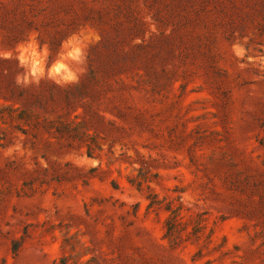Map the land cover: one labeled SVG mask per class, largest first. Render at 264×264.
Returning a JSON list of instances; mask_svg holds the SVG:
<instances>
[{"label":"rangeland","instance_id":"obj_1","mask_svg":"<svg viewBox=\"0 0 264 264\" xmlns=\"http://www.w3.org/2000/svg\"><path fill=\"white\" fill-rule=\"evenodd\" d=\"M85 29L77 85L0 59V264H264V0H0V49Z\"/></svg>","mask_w":264,"mask_h":264},{"label":"clouds","instance_id":"obj_2","mask_svg":"<svg viewBox=\"0 0 264 264\" xmlns=\"http://www.w3.org/2000/svg\"><path fill=\"white\" fill-rule=\"evenodd\" d=\"M87 32V42L80 37ZM99 41V36L91 29L81 30L61 43L57 59L49 63L50 51L47 45H41L39 33L30 32L27 40L18 43L13 50L0 49V59L17 61L21 72L15 77V84L20 88L39 86L43 80H49L55 85L64 88L80 83L87 72L88 48ZM21 144L16 143L3 152L5 158H14L22 155ZM81 166L87 161H77ZM87 257H85V260Z\"/></svg>","mask_w":264,"mask_h":264},{"label":"trees","instance_id":"obj_3","mask_svg":"<svg viewBox=\"0 0 264 264\" xmlns=\"http://www.w3.org/2000/svg\"><path fill=\"white\" fill-rule=\"evenodd\" d=\"M7 60H5V62H6ZM54 87L56 88V89H58V90H62V88L61 87H59V86H57V85H54ZM2 109V108H1ZM5 109V108H4ZM8 109V108H7ZM3 110V109H2ZM1 111V110H0ZM21 120H24L23 118H21ZM3 124H6V121L5 120H3Z\"/></svg>","mask_w":264,"mask_h":264}]
</instances>
